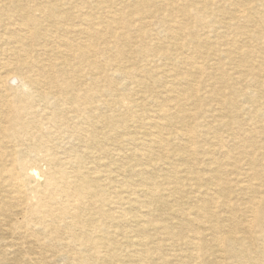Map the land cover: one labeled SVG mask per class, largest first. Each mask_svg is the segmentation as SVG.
I'll use <instances>...</instances> for the list:
<instances>
[{
	"label": "bare ground",
	"instance_id": "bare-ground-1",
	"mask_svg": "<svg viewBox=\"0 0 264 264\" xmlns=\"http://www.w3.org/2000/svg\"><path fill=\"white\" fill-rule=\"evenodd\" d=\"M106 1L0 0V264H150L148 254H155L151 264H169L158 252L161 237L184 248L172 264H264V151L259 158L248 151L257 133L264 135V0H117L116 8L105 5L116 9L108 15L94 13ZM216 25L224 28L220 41L227 44L221 38L231 36L228 48L207 44ZM204 57L214 61L198 60ZM227 70L236 76L230 80ZM146 75L168 95L147 88ZM204 78L214 79L210 99L231 112L230 120H216L232 138L237 158L223 160L230 151L218 133L216 145L173 148L186 161L190 192H200L203 181L206 191L187 202L162 203L155 151L165 148L169 128L183 126L194 140L186 121L199 111L186 112L182 100L195 104L196 84ZM126 80L147 93L138 100L118 93ZM145 105L157 117L149 120L153 132L143 148L128 135L129 157L113 162L128 174L105 183L104 108L127 123L129 112L141 115ZM248 119L254 126L244 127ZM205 132L211 134V127ZM215 150L221 155L209 156L213 166L203 180L192 159ZM241 157L251 169L248 180L258 186L239 184ZM168 171L161 172L164 178ZM128 177L138 182L131 185ZM108 183L123 188L130 203L139 188L147 199L142 207L164 204L176 217L153 228L150 211L120 208L122 199L110 197ZM233 187L246 195L237 196ZM146 225L153 233L147 235ZM115 230L123 242L114 239ZM128 248V258L120 259Z\"/></svg>",
	"mask_w": 264,
	"mask_h": 264
},
{
	"label": "rangeland",
	"instance_id": "rangeland-1",
	"mask_svg": "<svg viewBox=\"0 0 264 264\" xmlns=\"http://www.w3.org/2000/svg\"><path fill=\"white\" fill-rule=\"evenodd\" d=\"M108 2L111 3L115 8L118 6V4L115 3V2H118L117 0H113V1L107 0L104 3L98 4L97 5L98 7L96 8L97 10L94 13L106 16L110 13V11L116 10V9H114V7L108 9L105 6L106 4H108ZM92 12H93V10H92ZM215 28L216 29L213 32L210 31V33H209L210 36L208 37L207 44L208 45L210 44L213 46L218 45L220 50L223 48H228V46L230 44L229 38H231V36L225 34L223 36L224 38L223 37L221 38V40L226 39V41H228L227 44H225L224 42L220 41L218 38V35L220 33H223L224 28L222 26H217V25ZM93 52L95 55L97 54L96 48H94ZM198 60H202L203 62L207 61L209 64H211L214 61L213 57H208V58L204 57L203 59L198 58ZM180 69L183 70V68H180ZM205 70L209 71V70H211V68H207ZM227 72H228V77H230V80H231V77L236 76V73H233L232 70H227ZM144 79L146 81L147 88H151L153 90V92L154 91L156 92V94H159V95L162 94L163 96L168 95L169 91H166L165 87H162L161 85H155V84L152 86L151 85L152 82L150 80H148V75H146V77H144ZM168 79H171V77H168ZM204 79H205L204 81L196 84V90H197V94H199L198 95L199 98L197 99V101L195 100V104H193L190 101H186V100L183 101L182 100L183 107L185 108L186 112L190 110L191 111V112L189 111L190 113H194V112H196L195 111L196 109L199 111V114L196 115L197 117H195V119H192V120L188 119L186 121L187 125L191 126L192 129L194 130L195 134H196L194 140L193 141H190V139L188 140L187 136L183 134L184 129H185L183 126L180 128H179V126H177L178 129L176 132H172V130L169 128V130H166V132L164 134V136L168 137V142L165 143V148L159 150L157 152L158 155L156 154V151H155L154 157H158L157 158L158 159L157 167L154 168L155 171H158L157 172L158 174L156 173V177H155L156 178L155 182H156V187H157L156 197L158 199L160 198V201L162 203L163 202L164 203L172 202L174 199L185 200L187 202L188 196H190V197L192 196L193 198H195V196L199 197L206 191L205 182L203 181V185L200 187V192H196L194 194H192V192H190V191H193V189H191L192 180H190V175L187 173L186 168L184 167V163L186 161H185V159L182 160V158H180L179 154H174V152L172 151L173 148L182 147L186 143L189 144L191 142L193 145H200L201 142H203V141H206L207 143L210 142V144L214 145L216 143V139H215V137H213V135L215 133L216 134L218 133L221 137L223 144H224V149L230 151L228 157L224 158L223 160L226 161L227 159L230 160L233 158H237L236 157L237 154H234V152L232 151L233 150V143H234L232 141V138L228 134V131L225 130L224 126L221 127V125H218L217 120H216V117L220 118V121H222V122L230 120L231 119V112L225 111L224 109H222L223 107L221 104H217L215 102L216 100L210 99V91L212 90V87L214 86V79L213 80L210 78L209 79L204 78ZM230 80L228 79V81H230ZM110 81H111L110 79H106V80L104 79V87L110 86V85H108L109 83H111ZM10 82H11V84L15 83L14 80H13V82L12 81H10ZM126 83L127 84L125 87L121 86L116 91L118 93H124L130 99L136 98V100L140 99L141 94L147 93L146 87H143V86L139 87L132 82H131L132 83L131 84L128 80H126ZM112 88L114 89V87H112ZM227 91H228L227 88H224V92H227ZM170 96H172V93H170ZM106 98L108 100L110 99L108 96H106L105 99ZM162 99L163 98L161 96L160 98L154 100L153 104L155 102H158L159 100H162ZM197 103H198V105H197ZM147 105L143 106L139 110L141 112V115H136V114H134V112H129L130 114L127 116V118H129V121L127 123L123 121L125 118H122V119H118V117L115 118L113 115L114 114L117 115V113H115L114 110L107 109L108 107L104 108V182L105 183L112 180V179H118V178L120 179V177L126 178L125 175L128 174L126 171L118 172L117 169L115 170V167H114L115 164L113 163L115 160L124 159L126 157H129V153L132 150L133 145L127 144L126 139H127L128 135L129 136H136L137 139L141 142V144L143 143L142 147H141V145H139L138 147L143 148L144 142H145L143 139H145L149 133L153 132V128L150 127V125H149L150 124L149 120L157 119V117L152 112V110H149V108H151V107H149V108L146 107ZM196 106H198V107H196ZM174 109H175V107H173V105L171 103L170 110H174ZM122 110H121V112H123L122 115L126 114V111H124L125 109H122ZM143 113H144V115H143ZM244 116L246 117L247 115L244 114ZM158 120L161 121L162 119L158 118ZM256 124L257 123H255V125ZM245 125H244V127H247V128L251 125L254 126V124L250 125L249 119L246 121ZM123 126H125L126 129L122 128ZM208 126L211 127V131H212L211 134L205 132L206 128ZM257 128L258 127H256L255 130H257ZM235 129L236 128L233 127V130H235ZM123 131L125 132L122 136L124 139L122 142H120L119 133H123ZM263 132H264V128H263ZM240 135L245 136V134H243V131L240 132ZM170 136H172V137H170ZM255 139H256V146L254 144H252L251 150L249 149L248 151H249L250 156L255 157V158H257V157L259 158L261 156V153L264 151V135L259 136V133H257V136ZM194 151H195V149H194ZM196 151H198V148ZM180 153H182V151H180ZM182 154L185 155V152ZM197 155H198L197 160L192 159V161H194V163H193L194 169L202 177L203 180H206V177H208V175L210 174L212 166H213L212 163H207L208 161H210L209 156L212 157V155H213L216 157V156L221 155V154L215 150L212 153L206 154L208 156L205 155V157L200 153H197ZM203 158H204V161L203 162L200 161V164L198 165L197 161H199V159L202 160ZM242 158L243 157H241L239 160V169H240L241 173L237 174L238 176L243 175L242 178H241V176L238 177V178L242 179V180L239 179L240 180L239 184L240 185L243 184L242 182H245V183L251 182L252 184L254 183L253 185L256 187L257 183H255V182H257V181H255V180L249 181L248 180L249 179L248 172L251 169L250 170L247 169L248 165L245 164V162L242 160ZM162 161H164V162H162ZM205 161H206V163H205ZM173 166H174V168H173ZM256 167L259 168L258 166H256ZM150 168L151 167L147 168V170H151ZM168 170H173V171L169 172ZM162 171H168L167 173L170 174L171 176H167V178L166 177L164 178L161 174ZM146 173H148V171ZM227 176L230 179L233 177L232 174L231 175L229 174ZM128 178H129V182L131 185H134L135 183L138 182V181H135V179H133V178H130V177H128ZM177 183H180V184L182 183L181 191H180V193L172 194V191L174 189L173 187L176 186ZM114 185L115 184H112V185H110L109 183H108V185L106 184L107 192L109 193L110 197L112 195H115V196H117V198L122 199L121 204H119V206H121L120 208L126 210L127 212L132 213V212L137 210L136 211L137 213H146V212L150 211V214L148 216L153 221V224H154L153 228L158 227L159 222H170V220L172 221L174 219V217H176L174 212H172L171 210H166V206L164 204H163V206L161 204H159L158 206L156 204H154V206H151L150 210L147 209L148 207H142L140 204L142 202H146L147 199L143 195V193H140L141 191L139 190V188H135L137 194H139L138 199L135 200V202L130 203V201L126 200V192L123 191V188L114 187ZM192 187H193V185H192ZM233 193L237 194V196H240V197L243 194L242 190H240L237 187L235 189L233 187ZM245 195H246V193L243 194V196H245ZM145 210H146V212H145ZM116 226L117 225L115 223V225L112 227V229L116 228ZM152 230H153L152 228H150L148 225H146V231L145 232L147 233V235L153 233ZM160 236H162V235H160ZM118 237H120L121 239ZM115 238L118 242L124 241V237H121L119 234H117L116 230L114 232V239ZM158 241L160 243V247H159L158 252L160 253L161 256H163L167 259L166 261H168L169 264H172V261L175 259L176 252L179 253L181 250H182V252L184 251V248L182 246H181V248H182L181 250H179L180 246H171L169 240H167L165 237L159 238ZM148 246L152 248V244H148ZM129 248L127 249L128 252L126 250H124L122 252L123 254L120 255V259L121 258H124V259L128 258L127 255H129V253H130ZM132 248H135V247L131 246V249ZM153 256H155V254H148V256L146 257V261L150 264L153 263L154 262ZM202 257L203 256L201 253L199 261L203 260L204 257L203 258ZM56 263L62 264L63 261L60 260Z\"/></svg>",
	"mask_w": 264,
	"mask_h": 264
}]
</instances>
